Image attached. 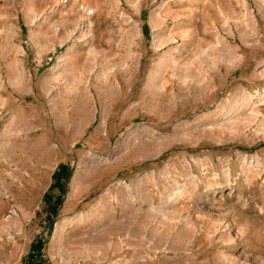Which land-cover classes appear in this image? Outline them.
<instances>
[{
    "label": "rangeland",
    "instance_id": "obj_1",
    "mask_svg": "<svg viewBox=\"0 0 264 264\" xmlns=\"http://www.w3.org/2000/svg\"><path fill=\"white\" fill-rule=\"evenodd\" d=\"M129 1L0 0V264H264V101L260 106L256 97V92L264 95V76L252 75L259 62H264V0H257L263 6L262 17L255 0H248L249 16H244L241 0H214L218 7L215 30L222 41L217 43L209 37L213 48L203 44L207 56H201V63L194 61L205 79L183 85L188 90L184 104L170 70L160 79L168 80L165 90L151 88L153 93L175 102V111L167 120H158L140 105L146 75L159 55L168 49L164 46L153 50L154 32L149 17L151 13L160 14L164 23L162 32L177 34L173 16L182 13L185 17L188 1L140 0L139 14L133 13L132 0ZM191 3L195 9L203 4L200 0ZM82 7L93 9L90 33L93 40L88 43L86 40V46L84 42L78 43L79 39L74 43L73 54L69 53L73 58L64 64L65 79L55 81L53 69L62 64L58 56L67 53L73 36L62 45L59 42L74 29L71 21H63L61 27L57 26L58 21L66 19L71 9ZM121 11L139 23L141 40L124 25ZM226 17H232L231 23L241 20L249 26L255 21L262 46L244 44L238 34L243 28L235 23L233 35L228 36L221 27ZM81 22L79 27H85L87 22ZM91 49L96 51L91 53ZM190 50L189 46L180 47L176 56L180 59L179 66L193 58ZM136 53H143L138 70L129 55ZM218 53L243 55V59L229 71L216 58ZM213 57L215 62L218 60L215 67L219 76L208 66ZM125 69L135 76L131 80L132 89L124 76ZM191 70L188 73L194 72ZM69 85L78 93L91 91L98 111L101 107L95 87H103L111 110L107 136H93L99 112L85 135L78 139L56 122L53 107H57L59 93ZM206 85H213L215 90L212 92ZM237 87L252 94L255 105L251 111L256 116L247 124L233 125L220 136L224 139L227 134L229 139L222 143L202 139L197 145L175 141L157 158L132 157L131 162L122 166L114 161L113 157L121 155L122 139L127 132L144 126L155 131L153 136L149 134L151 138L169 140L177 123L190 122L203 112H213L218 105L236 100ZM193 89L198 95L194 96ZM149 98L145 95L141 100L151 104ZM127 111L128 115L122 118ZM14 123L20 127V133L10 130ZM183 128L179 130L185 132ZM236 152L246 157L249 174L241 172ZM83 153H88L89 159ZM193 158L206 162L208 170L198 168ZM184 160L189 161L191 172L197 177L194 178L197 192L189 190L186 196L181 195L178 205L167 209L174 216L165 226L153 220L149 224V229H156L162 237L179 236L180 249L168 242L157 245L155 239L121 230L120 224L131 218L142 223L151 205L162 206L170 188L180 193L187 188L189 170ZM83 164H87V169ZM225 165L230 169V182L222 172ZM78 170L81 177L72 191ZM135 181L140 184V192L135 190ZM122 188L129 192L131 207H121ZM109 207L115 211L111 218L107 215ZM65 219L64 233L57 236L56 226ZM190 229L194 230L193 237L187 243Z\"/></svg>",
    "mask_w": 264,
    "mask_h": 264
},
{
    "label": "bare ground",
    "instance_id": "obj_2",
    "mask_svg": "<svg viewBox=\"0 0 264 264\" xmlns=\"http://www.w3.org/2000/svg\"><path fill=\"white\" fill-rule=\"evenodd\" d=\"M127 1H129V0H127ZM186 1H188V3L186 4L188 9L187 10L184 9V11H186L185 17L181 16L182 13H179V14L177 13L175 16H173L174 19L176 20V24H175L176 27H174V28L178 29L177 34L173 35V33L171 34L169 32L168 33L162 32V26L161 25L164 23L162 22L163 20H161V18H160L161 16L159 17L160 14L158 15V13L157 14L151 13L150 17H149L150 25H151V28H153V32H154L152 35L153 40H152V44H151L153 50H155V52H156V50H160L159 48L164 47V46H167L168 49H167V51H164L163 53H161L159 55L158 59L155 61L154 65H152L154 67L152 70L149 71L148 75H146L147 78L143 82V88L140 91L141 99L144 98L145 95H147L150 97L149 102L152 101V103L151 104L145 103L146 101H143L140 99V102H141L140 105H142L141 108L144 106L145 109L148 108L149 111L153 112L154 116L158 120H167L170 117L171 113H173L175 111L176 104L174 101H170L171 99L170 100L165 99L164 96L161 95L160 93H153L154 91L152 92L151 88L154 86V88L155 87L157 89L159 88V91L160 90L163 91V89L165 90V87L168 84V80L163 79V81H162L160 79L163 78V74H165V72L167 70H170L171 74L173 76L172 78H174L178 84V86H177L178 87V94H179L180 98H182V104H184L183 103L185 100L184 96H187L188 90L187 89L184 90L183 85L186 84L188 81H191L193 83H197V82L205 79V78H203L202 73H200V71H198L195 68L197 66H195V64H194V61L201 63V61H200L201 56H203V57L207 56L206 51L202 50L203 44L206 43V45H208L210 48H213V44H211V42L208 41L209 37L215 38L217 43H220L222 41V38L220 37L221 34H218L217 31L215 30L217 27V26H215V22L217 19V16H216L217 12L216 11H218V9H217L218 7H216V5L214 4V0H200V1H202L203 4L200 3V6L196 9H195V7H193V4L191 3L193 0H186ZM77 2H78V0H77ZM255 2H257V4L259 5L260 13H261V17H262V7H263L262 3H260L257 0H255ZM240 3L242 5L243 11H244V16H249L251 12L248 8V0H241ZM119 6H120V4H119ZM161 6H162V4H161ZM130 7H131V10L133 11L134 14H139L140 9H141L140 8V0H136L135 2L132 0ZM71 10H72V12H71L72 14L70 13L69 15H67L66 19L62 18V21H58V25H57L58 27H61L63 21L67 20V21L72 22V25H74V29L66 35L67 37L65 36L66 37L65 39H61L59 42V44L62 45L66 41V39H69V37L71 39V37L73 36V41H72L73 43L67 49L68 50L67 53H64V54L58 56L59 61H62L61 62L62 64L61 65L57 64L58 66L54 67V69H53V72L56 74V77H57V79H55L53 77L55 79V81H57L58 79H61L62 77L65 79V77L63 76L64 75L63 69L65 68L64 64L65 63L68 64L69 63L68 61H71V59L73 58V57L70 58L69 53H70V51L72 52L74 50L73 49L75 46L74 43L79 39L77 42L78 43L84 42L83 45H85L86 40L88 43L93 38V35H91L92 34L91 29H92V25H93V23H92V18H93L92 16L93 15H91V14L93 13V11H92L93 9L91 10V8H88L87 10L86 9L84 10V8L82 7V9L79 8L75 11H73V9H71ZM88 10H90V11H88ZM96 10H97V8H96ZM171 14H173V13H171ZM219 14L221 15V13H219ZM222 17H223V12H222ZM121 18L124 22V25H127L129 27V32L131 30V33L134 34L138 39L141 40L142 31H141V27H140L139 23L136 22L131 16H128L126 13H122V11H121ZM231 19H232V17L231 18L226 17L222 23V26H221L222 29L224 31H226L228 36L233 35L234 32L232 30V23H235L236 26H240V27L242 26V28H243V29L240 28V29H242V31H240L238 34L240 36L241 41L244 44L250 45L253 47L262 46V40L258 36V31L256 30V26H255L256 22L255 21H251L250 22L251 26H249L248 25L249 23L248 24L246 23L245 25L242 24L243 22H241V20L240 21L233 20V22L231 23ZM83 20L87 22L86 26L80 28L79 24ZM164 20H166V19H164ZM32 21H33V19H32ZM174 28H171V29H174ZM92 32L94 33L95 30ZM175 32H176V30H175ZM60 38H61V36H60ZM179 38L182 39L181 42H179L180 41V40H178ZM210 39H212V38H210ZM109 41H111V39ZM94 43L97 44L96 42H94ZM90 45H91V43H90ZM181 46H186V47L189 46L191 48L189 53L193 54V58L190 60V62L183 64L184 66L183 65L179 66V60L180 59H177V57H176L181 52L180 51ZM90 48H92V47H90ZM98 48H100V47L98 46ZM88 50L90 51L89 48H88ZM94 51H96V49H94V50L91 49V53ZM187 51H189V50H187ZM98 52H101V51H98ZM77 53H78V51H77ZM102 53H104V52L102 51ZM71 54H73V52ZM142 54L143 53H141V54H139V53L129 54L132 57L133 62L136 65L137 70L141 66ZM180 56H182V55H180ZM180 56H179V58H180ZM234 56L235 55H232V56L221 55V53H220L219 55L216 56V58L218 60H220L221 62H223L224 65L226 64V67H227L226 69L230 71V70L236 68V66L240 65V62L243 59V57H242L243 55L237 56V57L236 56L234 57ZM214 57H215V55H214ZM214 57L211 58V60L209 59V62H208L209 65L208 66L210 69H212V71L213 70L215 71L217 76H219L220 74L218 71H216V67H215L216 62L218 60L216 59L217 61L215 62ZM185 58L189 59V57H185ZM75 60H77V59H75ZM202 60H203V58H202ZM121 61H123V60H121ZM122 63H124V61ZM206 63H207V61H206ZM122 65H125V63ZM190 69H192L191 71L194 70V72L188 73V70H190ZM252 75L257 76V77H263L264 76V62L263 63L259 62L257 67H255ZM124 76L126 78V81H128V84H129L128 86L131 87V84H132L131 80H134L133 77H135V76L132 77L130 75V73L128 72V69H125ZM46 78H48V77H46ZM74 79H75V76H74ZM15 82H16V80H15ZM204 82H203V84H204ZM70 85H71V83H70ZM70 85L65 86L63 91L61 93H59L60 95H58V98L56 101L57 107H55V105L53 107L54 111H55L56 122L62 126L67 127L68 128L67 132L69 133V135H72L78 139V138L85 135L88 126H90L94 122V120L96 118V114L99 112V115H100L99 122H98V125L96 127V131L94 132L93 136L96 138L102 137L104 135L107 136L109 133L108 132V126H109V117L111 114V110H110L109 105L105 101V94L106 93H105L104 89H101L103 87H101V88H98L97 86L95 87L96 88V95L100 101L99 104L101 107V110L98 111V107L96 104L97 100H96L95 96L91 93V91H89L88 89H85L83 92L78 93V91L74 88V86L72 87ZM207 86H209V85H206V87ZM131 89H132V87H131ZM210 89L213 92L215 90V87L213 85H211ZM26 90L29 92H32L31 88H27ZM193 91H194L193 92L194 96L198 95V94H196L197 90L193 89ZM115 93H118V91L116 90ZM66 95L68 96V98L66 97ZM234 96H236V100H233L230 103H228V102L223 103V105H221V106L218 105L219 109L217 108L213 112L212 111L203 112L201 115L196 116L190 122L189 121H187V122L183 121V122L177 123L174 126L175 132L172 135L173 137H171V139H169V140L165 139L163 141H158L156 139V137L151 138L149 134H151L153 136V134H155V131L149 130L148 128H146L144 126L137 128L133 131L127 132V134L125 135V138L122 139L123 142L121 143V155L119 157L118 156L115 158L113 157V159H115L114 161H116V163L118 165L122 166L123 163L129 162L132 157L135 160H139V159L145 160V159L157 158V157H160L164 153V151L169 149L175 141H187L190 145H197L200 142V140H202V139H208V140L218 142V143L224 142L225 140L229 139V137H228L229 135H227L226 133L225 134H226L227 138H224V139L220 138L221 134H223V132H225V130L226 131L229 130L233 125H236V124H240V125L247 124L248 122H250L249 120H251L252 118H254L256 116V114L251 111V110H253V107H254V106L252 107V105H255L253 102L252 94H249L247 91H245L241 87H237V89L234 93ZM256 97L258 99L259 105L261 106L262 101H264V95H262V93L256 92ZM137 102H139V101H137ZM222 102H224V100ZM183 106H185V105H183ZM222 107H224V108L226 107L227 109L223 110L224 108L222 109ZM128 113H129V111H127V113L126 112L123 113L122 118H125L128 115ZM206 119H208L207 120L208 122L204 123V121ZM181 126L185 128V129L183 128L184 130H186L185 132H181L179 130V128ZM69 127H71V128H69ZM10 130H12L14 133L19 132V131L21 132L20 127H18V125H16L15 123L11 125ZM8 132H9V130H8ZM234 134H235V132H234ZM51 147L55 148V145H51ZM51 147H48V148L50 149ZM54 150L56 151V149H54ZM84 155H85L84 157L89 159L88 153L84 154ZM86 158H84V159H86ZM87 159H86V161H87ZM237 159L239 160L241 172H243V173L247 172L249 174V170L247 169L248 165H247L246 157H244L240 153H237ZM93 160L95 161L96 159H92V161ZM193 161L195 162L196 166L198 168H200L201 170H203V171L208 170V167L205 165L206 162H204L202 159L193 158ZM226 161H228V160H226ZM229 161H230V159H229ZM183 164H185L184 165L185 168H187L189 170L188 178H187V184H188L187 188H185L182 193H180V191L179 192L175 191L174 187L170 188V194L166 197V201H164V204L162 206L154 207L153 205H151L150 206L151 210L145 214L146 215L145 220L142 223H136L134 221V218H131V221L127 218V220H129V221H127L126 223L120 224L121 230H124V231L127 230V233H128V230H130V231H133V233H137L140 236H144L147 239L148 238L155 239L156 240L155 243L157 245H159L163 242H168L173 247H176V248L179 247V249H180V245H181L182 241H181V238L179 236L168 234V235H164V237H162L161 234L159 232H157L156 229H149V224H150L151 220H153L154 222H157L159 225L165 226L168 223L166 221L168 219H172V217L174 216L173 215L174 213L171 212L172 214H170V212H166L167 209L172 208V207L174 208L175 205H178L180 202L179 198H181V195L186 196V194L189 193V190L191 193L197 192V185L198 184L195 185V181H194V178H195L194 174L195 173L191 172V170H192L191 164L189 163L188 160H184ZM86 166H87V164H86ZM86 166H85V164H83V167L87 169ZM84 168H83V170H84ZM91 169H92V167H91ZM79 171L80 170L77 171V173L75 174V176L73 178L72 191L75 189L74 187H75L76 182H78L77 179H79L81 177V173H79ZM95 171H99V170H95ZM88 172H90V171H88ZM222 172H223V175L226 177L227 181L230 182V180H229V175H230L229 167L226 166V168H223ZM213 173H215V172H213ZM142 178H143V176H142ZM137 182L138 181H135V183L133 182L135 184V187H136L135 190L137 192H140L141 187H140V184L139 185L137 184ZM209 184H210V182H209ZM178 188H179V186H178ZM211 188H213V186ZM126 189L124 191H123V188L121 189L122 190L121 194H122V198H123L122 199L123 202L121 203L122 208H124L123 206H129L130 205L128 203L130 195H129V192L126 191ZM76 190H77V188H76ZM145 195H146V193H145ZM149 202H150V200H149ZM98 205H100V204L98 203ZM129 207H131V206H129ZM138 209H140V208L138 207ZM114 212H115L114 209L112 207H109L108 213H107L109 218H111L113 216ZM65 224H66V219L63 221H60L57 224V226H56V235L57 236L64 233ZM193 232H194L193 229L189 230V233L187 234V237H186L187 243L191 242V238L193 237ZM162 234H164V233H162Z\"/></svg>",
    "mask_w": 264,
    "mask_h": 264
}]
</instances>
